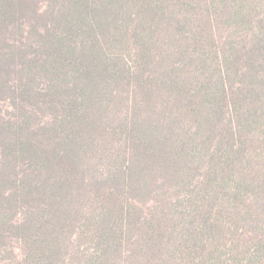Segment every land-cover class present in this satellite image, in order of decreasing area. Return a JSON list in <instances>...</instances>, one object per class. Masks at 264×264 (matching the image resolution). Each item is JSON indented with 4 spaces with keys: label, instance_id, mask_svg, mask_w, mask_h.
<instances>
[{
    "label": "trees",
    "instance_id": "1",
    "mask_svg": "<svg viewBox=\"0 0 264 264\" xmlns=\"http://www.w3.org/2000/svg\"><path fill=\"white\" fill-rule=\"evenodd\" d=\"M28 1L0 0V22ZM52 2L29 7L50 19L34 46L50 82L0 79L54 112L0 120V254L13 238L18 264H60L90 233L82 264H264V0ZM107 94L127 146L98 189L81 173Z\"/></svg>",
    "mask_w": 264,
    "mask_h": 264
},
{
    "label": "rangeland",
    "instance_id": "2",
    "mask_svg": "<svg viewBox=\"0 0 264 264\" xmlns=\"http://www.w3.org/2000/svg\"><path fill=\"white\" fill-rule=\"evenodd\" d=\"M50 1V2H49ZM53 0H29L28 3L21 7L19 13H10L7 14L3 21L0 22V49L2 53H9L16 56L10 59V71L6 73L4 68H0V79L4 80V86H11L14 81L17 83L20 81L28 82L27 92H31V87L33 89H40L45 84L50 82V74H46L44 71H40L39 65L41 63L42 54L48 52L46 49L36 53L34 46L36 44L43 43L45 41L41 39L38 34V30L45 25H48L49 17L35 15L29 10V7L36 6L39 8L46 7L49 4H55ZM57 4L69 5L68 0H57ZM83 1V0H82ZM28 7V8H27ZM50 8L56 7L55 5L49 6ZM48 7V8H49ZM63 9V8H62ZM63 20V18H57ZM57 26L60 27L59 31H62L61 25L57 23ZM61 34V33H60ZM63 36V35H62ZM68 41V39H66ZM105 49L108 54H111L114 51V42L109 38H105ZM124 51L126 52L125 48ZM34 59L38 58L33 63H28L31 57ZM45 58V56H44ZM15 66L24 67L23 73L20 71L12 70ZM27 67V68H26ZM32 68V70H31ZM123 91V88L119 84L112 83L108 91ZM26 96V94H25ZM109 102V106L98 105L96 126L93 132L94 141L91 145V158L89 162H84L85 172H82L85 179H90L91 186L95 188L111 187L112 182H107L103 180H97V183L94 184L96 179L100 176L105 177L107 174L108 167H114V157L117 153V147L127 146L125 143L119 140V137L114 135V130L119 131L121 121L118 119L125 117L123 114L125 112V104L123 105L122 101H114V96L111 98L109 94L105 97ZM34 106L35 100L33 98H27L19 94H13L8 89L0 90V120L8 119L10 117L14 118H23L26 116L25 107ZM11 106H14V110ZM35 110L37 115L33 116L30 119V125L33 127H38L41 121H44L50 118L53 115V110L48 106L44 105H35ZM25 118V117H24ZM120 118V119H121ZM100 120V121H99ZM29 125V120H28ZM21 148L20 145H17ZM4 147L3 141L0 138V150ZM119 162H122V159H119ZM16 165H21V162H18ZM1 214V213H0ZM76 232V231H75ZM90 233L84 234V236L79 237L78 235L73 236L74 242L71 246L66 249H63L61 254L58 257L59 259H64L60 264H82V258L86 256L87 252H92V249L96 248L93 245ZM16 239V238H15ZM20 243L17 240H7L6 243L1 244L8 248L0 254V264H18L21 253L19 247ZM85 252V253H80ZM66 254V256H65Z\"/></svg>",
    "mask_w": 264,
    "mask_h": 264
}]
</instances>
